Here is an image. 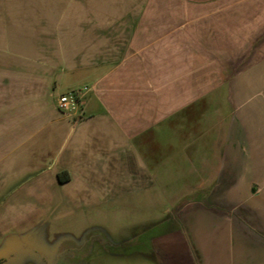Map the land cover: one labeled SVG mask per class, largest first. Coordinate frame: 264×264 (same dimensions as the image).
<instances>
[{
  "label": "crops",
  "instance_id": "0c3cea01",
  "mask_svg": "<svg viewBox=\"0 0 264 264\" xmlns=\"http://www.w3.org/2000/svg\"><path fill=\"white\" fill-rule=\"evenodd\" d=\"M63 191L190 194L99 263L264 264V0H0V264Z\"/></svg>",
  "mask_w": 264,
  "mask_h": 264
},
{
  "label": "rangeland",
  "instance_id": "374dc122",
  "mask_svg": "<svg viewBox=\"0 0 264 264\" xmlns=\"http://www.w3.org/2000/svg\"><path fill=\"white\" fill-rule=\"evenodd\" d=\"M260 194L264 196V193ZM36 195L31 194L32 198ZM185 195L190 194L103 192L97 193L96 200L92 201L89 198L91 194L88 193L58 192L57 196L63 198L61 206L49 208L45 218L26 229V240L20 244L17 242L11 248L13 257L2 264H64L67 263L63 258L66 252L77 253L78 250L82 252L80 263L86 262L91 253L93 260L90 264H124L122 260L113 261V258L109 262L99 263L94 257H99L98 254L103 255L104 252L130 251L136 247L134 244L137 238L147 240L163 231L165 226L150 228L148 231L137 228L166 218L167 213L175 209L178 198ZM14 198L25 204L24 200H20L23 196L18 194ZM258 204V208L264 212V203ZM258 225L256 224V229L263 228ZM99 230L104 234H100ZM104 239H110L112 244L119 245L109 246ZM121 242L124 244H120ZM6 244L4 249L11 250L8 242ZM128 263L151 264L148 259L139 256L130 257Z\"/></svg>",
  "mask_w": 264,
  "mask_h": 264
},
{
  "label": "built area",
  "instance_id": "2783aa9c",
  "mask_svg": "<svg viewBox=\"0 0 264 264\" xmlns=\"http://www.w3.org/2000/svg\"><path fill=\"white\" fill-rule=\"evenodd\" d=\"M85 90H87V88H85ZM82 97H83V91L81 90L71 91L68 94L60 97L58 106L64 112L74 113L77 111Z\"/></svg>",
  "mask_w": 264,
  "mask_h": 264
}]
</instances>
